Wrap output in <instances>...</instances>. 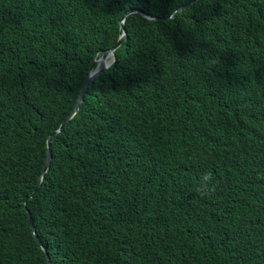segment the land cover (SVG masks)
I'll return each mask as SVG.
<instances>
[{
  "label": "trees",
  "instance_id": "trees-1",
  "mask_svg": "<svg viewBox=\"0 0 264 264\" xmlns=\"http://www.w3.org/2000/svg\"><path fill=\"white\" fill-rule=\"evenodd\" d=\"M196 1L0 0V264H264V0Z\"/></svg>",
  "mask_w": 264,
  "mask_h": 264
},
{
  "label": "water",
  "instance_id": "water-1",
  "mask_svg": "<svg viewBox=\"0 0 264 264\" xmlns=\"http://www.w3.org/2000/svg\"><path fill=\"white\" fill-rule=\"evenodd\" d=\"M192 5L193 4H191L189 6H185L182 9H180L178 12H182V10H184L186 8H189ZM135 14L141 15V16H143L144 18H146L149 21H155L156 20L155 18L146 15L142 11H130L123 17V19L121 21V29L123 31V35L121 36L117 46L114 49L104 53L101 58L93 60V62L91 64V67L89 68V72L87 73V75H86V77H85V79L83 81L81 93H80L79 99L77 101V104H76L74 110L72 111L71 115L66 119V121H64L62 123V125L59 127V129L56 130L55 134H59L62 131V129L68 124V122L72 118H74V116L77 114V112L79 111V107H80V105L82 103L84 94H85V92L87 90V87L90 85V83L93 81V79L98 74H100L101 72L105 71L106 69H109L115 63V61H116L115 52L123 45V43L127 40V37H128L127 36V32H126V27H125L126 19L128 17L132 16V15H135ZM108 58H110V62L109 63L106 62V59H108ZM97 63H102V66L101 67H96ZM51 145H52V137L48 136L47 140H46V150L47 151H46V157H45V161H44V166H43L42 173H41V175H40V177H39V179L37 181L34 193H36L38 191L41 183L43 182L44 175L48 171V168H50V164H51ZM26 213H27V217L30 219V216H29V213L27 212V210H26ZM30 223H31V220H30ZM32 233H33L34 239L40 245L42 251L46 253V249L42 245L41 241L39 240L34 227H32ZM46 264H51L50 257H48L47 254H46Z\"/></svg>",
  "mask_w": 264,
  "mask_h": 264
},
{
  "label": "clouds",
  "instance_id": "clouds-1",
  "mask_svg": "<svg viewBox=\"0 0 264 264\" xmlns=\"http://www.w3.org/2000/svg\"><path fill=\"white\" fill-rule=\"evenodd\" d=\"M198 1V0H197ZM196 1V2H197ZM179 11V10H178ZM180 13V12H178ZM172 19V18H171ZM212 181V174L206 173L201 177V181L199 186L196 188V191L199 193L201 197L206 196L210 191H213L214 189L210 187Z\"/></svg>",
  "mask_w": 264,
  "mask_h": 264
},
{
  "label": "bare ground",
  "instance_id": "bare-ground-1",
  "mask_svg": "<svg viewBox=\"0 0 264 264\" xmlns=\"http://www.w3.org/2000/svg\"><path fill=\"white\" fill-rule=\"evenodd\" d=\"M106 62L109 63L110 62V58L106 59ZM101 66H102V63H97V65H96V67H101Z\"/></svg>",
  "mask_w": 264,
  "mask_h": 264
}]
</instances>
